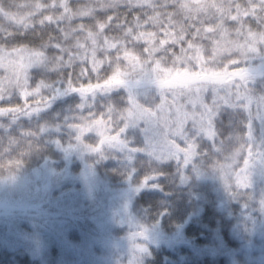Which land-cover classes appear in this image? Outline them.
Here are the masks:
<instances>
[{
    "label": "rangeland",
    "instance_id": "rangeland-1",
    "mask_svg": "<svg viewBox=\"0 0 264 264\" xmlns=\"http://www.w3.org/2000/svg\"><path fill=\"white\" fill-rule=\"evenodd\" d=\"M9 1L12 14L15 13L20 22L12 23L8 30L0 32V48L4 54L12 55V59L18 60L21 65L28 64L33 52H42L48 59L43 64L25 67L26 83L25 77L17 70L19 63L13 70L0 62V80L9 76L7 84L20 86L19 90L25 97L22 101L18 91L12 92L15 89H11L10 93L1 80L0 107L7 106L12 112L29 108L20 114L31 113L26 118L9 121L1 118L3 111L0 110V196L8 198L31 193L51 200L54 206L65 208L68 212L95 207L99 208L97 218L103 216L105 219L96 220L94 227L75 225L64 214L54 218L50 225L24 217L0 220V264H153L161 256L156 255L160 249L150 248L137 237L151 231L158 236L178 234L186 237L181 243H184L182 250L186 257L197 253L199 256L218 253L222 248L217 230L204 225L206 231L202 232H208L210 237L184 235L190 223L200 225L198 216L203 215L208 205L214 202H220L229 217L233 221L235 219L234 236L239 242L227 247L228 263L264 264V161H261L264 130L260 124L264 104L253 96L256 91L264 95V91L257 86L256 78L254 82L250 80L249 91L245 93L252 98L249 104L247 100L235 99L237 89L233 87L232 99L237 106L228 107L217 100L219 115L212 117L211 127L205 117L199 135L196 133L200 126L197 124V128H193V118L199 119L203 110L197 104L193 115L192 105L188 102L190 98L196 100L200 96L215 111L213 99L217 92L207 87H196V84L203 86L213 79L202 71L203 65L218 73L225 72L224 69L232 73L241 67L264 62V51L247 60L237 51H225L232 42L243 45L251 39L247 35L249 30L256 34L264 31L258 19L263 16L258 13L261 10L259 0H251V8L258 10L255 15L242 16L244 26L239 36L237 29L240 24L226 18L223 27L227 29V34L221 32L216 40H205V57H201L203 63L192 60L190 66L187 63L178 64L181 80L195 84L186 87L182 83L176 91L165 89L163 97L162 90L157 89H149L147 95L130 97L127 87L106 84L117 72L123 77L121 80L127 81L129 76H141L143 71L157 68L144 51L147 47L145 41L129 42L125 39L121 46L123 33L116 24L132 26L139 18L132 17L130 11L98 8L95 0ZM65 2H69L70 13H65L64 8L59 6ZM235 2L249 9L250 0ZM36 4L42 5L38 11ZM52 4L57 6L49 7ZM232 9L233 16H236L235 7ZM69 14H73L70 20L57 19ZM49 16L51 21L46 19ZM108 17H112V21L103 29L101 37L115 43L116 48L106 45V55L102 58L95 56L94 63L91 54L94 46L88 33H99L98 25L108 21ZM219 24V18L212 23L215 27ZM133 31L135 34L137 29ZM140 31L147 32L143 28ZM255 47L260 50L264 45L256 42ZM62 48L69 49L76 57L74 68L69 69L67 56L60 51ZM17 49L21 51L18 53ZM125 52L129 54L127 58ZM4 54L0 55L6 57ZM61 55L64 66H57L53 58ZM84 55L86 58H81ZM159 57L155 56V59ZM168 69L176 75L170 56L160 60L159 69L155 72L165 77ZM8 70L11 72L8 73ZM185 70L187 77L182 75ZM190 72L201 73V76L195 79ZM171 76L168 79L170 82ZM69 78L77 89L89 84H102L103 88L86 93L84 98L75 92L68 96L58 95L53 101L55 93L52 89L58 88L63 93ZM42 82L45 86H41ZM105 87L113 89L111 94L96 93H103ZM198 88L202 89L200 93L196 92ZM174 93L177 94V104L184 106L183 110L189 114L184 125L187 139L174 135V125L166 127V121H173L176 115L175 106H172ZM218 95L223 97L225 92L219 90ZM133 98L141 108L156 113L154 128L158 135L154 142L157 144L156 154L162 159L150 154L148 135L143 131L144 120H140V126L129 127L126 133L117 136L119 128L129 119L137 118L139 109L133 108ZM162 99L165 101L164 108L158 111ZM259 110L261 114L258 115ZM249 112L252 114L253 141H248ZM165 132L168 133L167 140ZM118 140H126L127 148L121 150L114 146ZM171 140H175L179 151L169 158L168 141ZM171 151L177 150L171 148ZM245 183L247 187H243ZM141 186L167 193L168 198L174 200L173 203L167 201L166 207L170 209L165 211L162 203H143L138 194ZM175 205L180 207L182 214L181 211L175 213ZM210 231L214 233L211 235ZM115 238L128 242L117 245L113 243Z\"/></svg>",
    "mask_w": 264,
    "mask_h": 264
},
{
    "label": "trees",
    "instance_id": "trees-1",
    "mask_svg": "<svg viewBox=\"0 0 264 264\" xmlns=\"http://www.w3.org/2000/svg\"><path fill=\"white\" fill-rule=\"evenodd\" d=\"M235 1L236 0H231L233 4H236ZM56 2H58V0H56ZM109 2L110 0H95V4L97 5L98 8L104 7L103 5ZM224 2H226V0H176V2H173V0H167L168 6L166 8L160 9L159 7H157L155 11L171 13L173 21L176 24L182 23L187 28V31L184 35L185 42L182 44L175 45L173 50L179 53L181 47L187 48V42L192 41L194 44V49L190 50L188 52V55L193 56V57L199 56L198 61L200 63H203V58L201 59V57L203 56L205 57V52H204L205 51V48H204L205 40L207 41L210 39L216 40L217 39L216 37L218 36V34L221 33L218 26L215 27L214 25H212V23L216 19L219 18L220 13L217 12L215 8H208L206 11L197 12L195 11V7L200 4L215 3L219 5ZM65 3L69 7L68 5L69 2H65ZM185 3L188 4L189 7L193 10L190 12H186L185 10L179 7L180 4H185ZM0 4H2L5 7L6 11L11 12L13 10L11 7L8 6V4H11L9 0H0ZM107 8H109V11L118 10V12L121 9L128 10L130 11V14L132 15V17L133 16L139 17L144 22L147 21L148 17L154 14L153 9L148 8L147 6L143 8H140V7L129 8L127 3L123 2V0H121L118 7H107ZM251 9H250V12H251ZM233 10L234 9L231 10V15L235 14L234 12H232ZM250 12L248 15H251ZM255 12H258V10L256 9ZM28 13L29 12H27V14ZM258 13L264 16V12H262L261 10H259ZM248 15H244V16H248ZM188 16L193 17V19H188L187 18ZM15 17H16L15 19H8L7 17L0 15V32H3V29L8 30L11 27L10 24L12 23L14 24L18 22L19 18L16 15ZM201 21H203V23H201ZM190 25H194L195 27H189ZM195 28H201L202 32L199 36H196L194 38L193 33L195 32ZM143 29L146 30L147 32H156L158 35V40L164 38V33L162 31H159L156 27L152 26L151 24L145 23ZM208 29H211V31H207ZM99 30L100 29L98 28V32ZM170 31L173 34H177L179 29L178 27H172ZM105 41L106 40H102L101 35H99L98 40H97L98 44L95 46V56L97 58H102L106 55L105 54L106 44H104ZM146 46L148 47V45ZM169 46L170 45H165V47H169ZM197 48L199 49V51H197ZM93 49L91 50V54L93 52ZM69 52L71 53V55H73L70 50ZM69 52H65V55L67 56V61L69 57ZM1 53L4 54V52H0V54ZM158 55H160V53H157L155 56H158ZM5 56L6 57H2L0 55V60H1L0 62L6 65L7 69L12 68L14 70L16 68V65L19 63L18 60L12 59V55L11 57L8 55H5ZM192 60L197 62V59L195 58ZM192 60L187 62L188 66H190ZM75 61L76 59L73 60V62L69 66V69L74 68ZM178 64L179 63L175 64L176 69L178 67ZM203 68L204 70L202 71H204V73H207L208 74L207 76H209L210 78H214V74L218 73V71H215L214 69H208L204 65H203ZM241 68L251 69V71L255 75L256 80L258 81V84H259L257 85L258 87L264 85V62H260L257 65H248L246 67H241ZM156 69L153 68L151 69V71L156 70ZM17 70L19 71V73L20 72L22 73L21 76L26 77L27 69L24 67V65H21V62L19 63V67L17 66ZM224 71H227V73L229 74L231 72L229 71V69H224ZM237 71H234V72H237ZM10 72L11 71L8 70V73ZM190 73L192 74L190 76H195V79H199V77L201 76V73H192V72ZM156 74L157 72L153 71V75L155 76ZM8 77L6 78L2 77L1 78L2 82H4L5 86L9 88L10 93H11V89H15L12 92L18 91L20 94V98L22 99V101H24L25 97L22 96V93L19 90L21 89V87L12 86V84H7ZM161 78L163 79L165 77H161ZM166 78L169 79V76H167ZM120 79H123V77L120 76ZM128 79L129 80H132V79L139 80L141 79V76H136V77L129 76ZM181 79H182L181 77H177L175 74H173L170 77V80H172V82L166 85L163 90L169 89L171 91H176V90H179L180 87H182L181 86L182 83H184L186 87H189L195 84V83L188 84L187 82H184ZM121 87H125V86H121ZM196 87H207L209 89H213L212 85L209 84L208 82L203 84V86L196 84ZM101 88H103L102 84L100 86V89ZM109 89L110 90L107 92L103 91L102 89L103 93L101 92H96V93H99L101 95L111 94L113 89L111 88ZM149 89L161 90L156 84L149 85ZM259 94L260 93L257 91L253 94L256 101L258 100V102H259V98L257 96ZM260 95L264 96L262 94ZM28 109L29 108L18 109L19 111L16 110L12 112L7 106H4V107L1 106L0 110L3 111V113L1 114L2 117L1 116L0 117L6 118L9 121L23 119V118H26V115L20 114V113ZM257 114L258 115L261 114V111L259 110ZM260 124L264 130V123H260ZM138 189H139L138 194L140 196V199L146 205H148V203H151V204L155 203L156 205H158L159 203H162V207L164 208V210L168 211L170 208L166 207L168 206L167 201H172V203L174 201L173 199L171 200L170 198H168L169 195L167 193H164L162 190L148 188L145 186L144 187L141 186ZM50 202L51 200L42 199L41 196H37V197L33 196V194L31 193H28L27 195H24V196L23 195H18V196L12 195L8 198H4L0 196V220L9 221V220H12L11 218L15 219L17 217H24L25 219H28V220L33 219L39 223L45 222L47 225H50L54 218L61 217L62 214H64L66 215L65 217L72 220V222L75 225L88 224V225H91V227H94V223L96 222V220L104 221L103 219H105L103 216H101L102 218L101 217L97 218L99 208L82 207L75 211L68 212L69 210L62 208L60 206H54L53 203H50ZM45 210L47 211L46 214H44ZM173 210L177 214L181 211V214H182V210H180V207L177 205L173 207ZM197 219L200 221V225H195L194 223H190L191 225L187 229L186 233H184V235L189 234L190 237L195 238V235L198 234V236L205 235L208 238L210 237L208 232L203 233L204 231H206V228L203 226L207 225L209 228H212L213 230L218 231L219 236H220V243H221L222 250L218 253H210V254L202 255V256L201 255L199 256L198 255L199 253H197L196 255L186 257L182 250L184 249L182 246L184 243L181 244L182 242L185 241V238H186L183 235L180 236L178 234L177 235L167 234V236L165 235L158 236L156 235L155 231H151V233H145L142 235L138 234L137 235L138 239H141V241L148 244L150 248L157 249L158 247L160 249L158 252L156 251L157 252L156 255L159 254L161 256L160 258L156 259L157 263H153V264H229L228 257H227L228 254H227L226 249L227 247H233V245L239 242V239L235 238L234 236V231L236 230V226L234 225L235 219L233 221V219L229 217V214L225 210V207L220 202H214L213 205H208L205 213L203 215H199ZM210 233L212 235L214 232L210 231ZM127 242L128 240H124L122 238H115V240H113V243H116L117 245H124ZM186 243H188L187 239H186Z\"/></svg>",
    "mask_w": 264,
    "mask_h": 264
},
{
    "label": "snow or ice",
    "instance_id": "snow-or-ice-1",
    "mask_svg": "<svg viewBox=\"0 0 264 264\" xmlns=\"http://www.w3.org/2000/svg\"><path fill=\"white\" fill-rule=\"evenodd\" d=\"M121 0H110L109 3L104 4V7H118L119 3ZM123 2L127 3L129 8L132 7H140L143 8L147 6L148 8L153 9L154 14L150 17H148L147 21L144 23L151 24L152 26L156 27L159 31H162L164 33V38L158 40V35L156 32H145V31H140L144 27V23H142L139 18H136L134 20V23L132 26H129L127 23H117L116 27L120 28L123 36L120 38V43L121 46H123V42L125 39H127L129 42H137V41H145L147 43L148 47L144 49V51L148 54L149 60L152 63H155L157 66V69H159L160 65V60L165 59V57H171L172 58V63L177 64V63H187L188 61L192 59H199V56L193 57L189 56L188 52L190 50L194 49V44L192 41L187 42V48L181 47L179 53H177L174 49V46L177 44H182L184 43V35L187 31V28L182 24H176L173 21L172 14L171 13H166V12H157L155 9L159 7L160 9H164L168 6L167 0H123ZM173 2H176V0H173ZM260 8L261 11L264 12V0H259ZM57 5L52 4L49 5V7H56ZM60 7L64 8L65 13H70V10L67 6L66 3H62L59 5ZM42 5L36 4L35 8L38 11ZM179 7L186 12H190L193 9L189 7L188 4H180ZM236 8L237 15L233 16L231 15V10L232 8ZM208 8H215L217 12L220 13L219 20L220 24L218 25L219 30L224 33L225 35L227 34V29L223 27V21L224 19L228 18L234 21H237L238 24H240V28L237 29V36L241 34V29L244 26V21L242 19V16L248 15L251 9V0H250V6L249 9H244L238 4H233L231 0H226V2L221 3V4H200L195 7V11H206ZM81 15H86L88 13H79ZM251 14L255 15L254 9H251ZM0 15H3L7 17L8 19H15V15L12 14L9 11L5 10V7L0 4ZM73 14H69L67 17L64 15H61L57 19H71V16ZM188 19H193V17L188 16ZM47 20L51 21L52 17H46ZM261 26L264 27V16H261L258 18ZM117 20L119 21V17H117ZM112 21V17H108V21L105 23L99 24L98 27L101 30L99 33L93 34L92 32L88 33V38L92 40V44L94 46L93 52H92V58L94 63L95 61V45L97 42V37L102 34L103 29ZM20 21H18L19 23ZM44 21H41L43 23ZM203 23V21H201ZM172 27H178L179 31L177 34H173L170 29ZM189 27H195L194 25H190ZM137 29L136 33L134 34L133 29ZM207 31H211V29H208ZM202 32L201 28H195V32L193 33V37L195 38L196 36H199ZM248 37L249 39L245 44L241 45L238 42H232L231 46L226 48L225 51H237L241 55L242 58L247 60L248 58H252L256 56L259 52L264 51V47H262L260 50H258L255 47L256 42H260L262 45H264V31L260 32L259 34L253 33L249 30L248 32ZM105 44L109 48H116L115 43H110L107 40L105 41ZM165 45H170L169 47H165ZM78 47H82V45H77ZM56 47L59 48V45H56ZM18 53L21 51L19 49L16 50ZM61 52H69V49L67 48H62L60 49ZM119 51V50H118ZM197 51L199 49L197 48ZM0 52H3V49H0ZM157 53H160L159 59H155V55ZM129 54L125 52V57L127 58ZM76 57L71 55L69 52V57L68 61L66 62L68 66L71 65L73 60ZM81 58H86V57H81ZM48 58L44 56L42 52H33L31 53V57L29 58V62L27 65H24V67H30L32 64H43ZM57 66H64V61H63V56L59 57H54L53 58ZM232 63H236V61H231ZM99 63H102L99 62ZM145 63H148L146 61ZM153 71H143L141 73V79L136 80H128L124 81L120 79V73L117 72L116 75L112 77L111 80L107 81V85L111 84H116V85H122L128 88L129 90V95L130 97H134V95L137 94H143L147 95L149 91V85L151 84H156L162 91H161V96H164L163 89L165 88L166 85L170 83V81L166 78L167 76L172 75V69L166 70L165 78H161L159 74H156L155 76L153 75ZM81 75H83V71L81 72ZM181 75V72L179 69H176V76L179 77ZM183 76L187 77L188 72L185 71ZM239 78L238 81H236V78ZM255 81V75L251 71V69L248 68H241L237 72L233 73H227V71L223 73H215L214 78L209 80L208 83L212 85L214 92H217L216 98L213 99V105L215 108V111L213 108H209L207 104L203 102L202 97L197 96L196 100H192L191 98L189 99V103L192 105V112L193 115L195 114L197 104H199L200 108L203 110L202 114L199 119L193 118V128H197V124H199L200 128L197 129V135H199L200 129L204 127V119L205 117L207 118L208 121V126L211 127V119L214 115L218 116L219 115V110H220V105L217 104V100L222 101L223 105L228 106V107H236L237 105L233 102L232 99V88L235 87L237 89V94L235 99L236 100H247L249 104L252 102V98L250 95H245L246 92L249 91L248 89V83L249 81ZM25 83L27 82V77H25ZM58 83H62V81H58ZM41 86L43 85V82L41 83ZM48 87L51 88V85H48ZM100 88L99 85H91L89 84L87 87L81 86L80 88H74L71 82V78L68 79L67 81V88L64 90L63 93L60 92L58 88H53L52 91L55 93L53 95L52 100H56L57 96H68L70 93H75L79 92V95L81 98H84L86 93L88 92H93L94 89ZM243 88L244 91L241 92L240 89ZM262 90H264V85L261 86ZM110 89L108 87H105L103 91L107 92ZM142 90V91H141ZM219 90H223L225 92V96L220 97L218 95ZM39 91V88L37 89ZM191 91V89H189ZM202 89L198 88L196 89L197 93H200ZM176 93L173 94V101H172V106H175V119L173 121H166V127L171 128L173 125L175 126V131L174 135L179 136L181 139H187V133L184 131V125L185 121L189 118V114L183 110L184 106L178 105L176 101ZM164 103L165 101L162 99L161 104L157 107V110H162L164 108ZM259 103L264 104V96H261L259 98ZM49 106H51V103H49ZM247 105H245L246 107ZM133 108L134 109H139V112L137 114L136 119H129L127 123L124 124L123 127L119 128L117 136L120 134H124L127 132L129 127H136L140 126V120H144V127L143 131L148 135V148L150 151L151 155H154L157 159H162L163 157L160 155H157V144L154 142V138L158 133L156 132L154 128L155 124V118H156V113L151 111L150 109H144L141 108L138 104L135 103V99L133 98ZM19 111V110H17ZM25 115L31 116L30 112H26ZM132 113L129 112V116H131ZM251 119H252V114L249 112V125H248V141H253V129L251 125ZM260 121L261 123H264V115L260 116ZM58 130V129H57ZM151 130V132H150ZM167 135L168 133L165 132L164 137L165 140H167ZM117 139V138H113ZM170 148L168 152V157H174L176 156L177 152L179 151L178 145L175 144V140L168 141ZM127 141H117V144L114 146H118L121 148V150H124L127 148ZM264 145V144H262ZM171 148H175L177 151H171ZM130 151H142V149H130ZM252 155L251 150H249V156ZM261 161H264V153H261ZM246 167H248L247 162H246ZM247 183L243 185V187H247Z\"/></svg>",
    "mask_w": 264,
    "mask_h": 264
}]
</instances>
